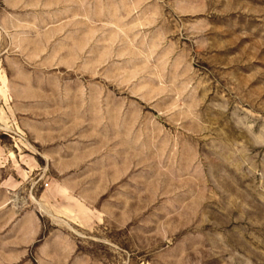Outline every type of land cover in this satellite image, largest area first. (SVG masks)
<instances>
[{
	"label": "rangeland",
	"instance_id": "obj_1",
	"mask_svg": "<svg viewBox=\"0 0 264 264\" xmlns=\"http://www.w3.org/2000/svg\"><path fill=\"white\" fill-rule=\"evenodd\" d=\"M0 264H264V0H0Z\"/></svg>",
	"mask_w": 264,
	"mask_h": 264
},
{
	"label": "crops",
	"instance_id": "obj_2",
	"mask_svg": "<svg viewBox=\"0 0 264 264\" xmlns=\"http://www.w3.org/2000/svg\"><path fill=\"white\" fill-rule=\"evenodd\" d=\"M30 165H33V164H30ZM22 184V182H20L18 185V187H21L20 185ZM23 229H24V231H25V239H32L33 238V230L31 229V228H29L28 226L26 227V225L25 226H23Z\"/></svg>",
	"mask_w": 264,
	"mask_h": 264
},
{
	"label": "built area",
	"instance_id": "obj_3",
	"mask_svg": "<svg viewBox=\"0 0 264 264\" xmlns=\"http://www.w3.org/2000/svg\"><path fill=\"white\" fill-rule=\"evenodd\" d=\"M46 187H48V184H45Z\"/></svg>",
	"mask_w": 264,
	"mask_h": 264
}]
</instances>
